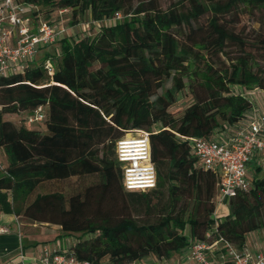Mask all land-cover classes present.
<instances>
[{
  "label": "trees",
  "instance_id": "obj_1",
  "mask_svg": "<svg viewBox=\"0 0 264 264\" xmlns=\"http://www.w3.org/2000/svg\"><path fill=\"white\" fill-rule=\"evenodd\" d=\"M21 1L50 22L66 8L100 26L64 36L40 61L0 78V212L60 225L71 237L66 253L87 264L163 263L218 237L243 250L246 235L264 229V174L255 168L252 187L215 217L218 177L200 167L189 138L245 117L253 103L234 87L264 90V65L250 48L264 53V37L250 42L231 26L239 10L264 9V0H176L165 9L157 0ZM185 89L190 103L173 110ZM38 106L42 129L27 125ZM21 113L25 121L11 120ZM140 131L157 184L129 191L116 141ZM139 211L142 218L132 214Z\"/></svg>",
  "mask_w": 264,
  "mask_h": 264
},
{
  "label": "built area",
  "instance_id": "obj_2",
  "mask_svg": "<svg viewBox=\"0 0 264 264\" xmlns=\"http://www.w3.org/2000/svg\"><path fill=\"white\" fill-rule=\"evenodd\" d=\"M66 10L59 9V17ZM37 11L36 6L21 0H0V78L22 72L35 60L39 49L65 36L67 27L62 21L50 22ZM119 18L121 14L116 13L113 18L104 22H114ZM87 24H96L98 28L100 26L99 21H90ZM45 69L49 76L53 74L49 61H46ZM254 90L264 92L257 88L241 92L250 99ZM44 114L45 108L38 106L27 118V123H41ZM189 141L200 167L218 177L216 206L227 203L238 192L249 190L253 185L255 168L259 174H264V113L259 112L254 105L238 123L226 126L210 138L190 137ZM115 150L125 190L145 191L156 187V168L151 159L147 132L124 135L116 141ZM213 228L216 230V224ZM205 236L210 237V231ZM218 244L222 245L223 250L217 261H213L209 254ZM58 250V247L44 245L36 261H27L24 253L20 252L14 260L6 264H87L66 253V248ZM227 258L233 264H264V252L238 250L221 237L211 243H193L180 261L183 264H224Z\"/></svg>",
  "mask_w": 264,
  "mask_h": 264
},
{
  "label": "crops",
  "instance_id": "obj_3",
  "mask_svg": "<svg viewBox=\"0 0 264 264\" xmlns=\"http://www.w3.org/2000/svg\"><path fill=\"white\" fill-rule=\"evenodd\" d=\"M253 104L259 112L264 113V92L253 91ZM4 159V154H1ZM254 174V173H253ZM228 213L227 203L219 204L215 207L214 214L217 217H222ZM6 229V230H1ZM26 232H31L30 236H26ZM61 234V227L57 224L47 222L34 221L24 216H18L13 213L6 214L0 212V264H6L14 260L20 252H23L27 261H36L42 247L38 248V238H62L60 245L57 241L50 243L49 247H58L59 249L67 248L70 243V236ZM57 244V245H56ZM219 248V247H218ZM217 246L210 252L212 256L219 257L220 251H216ZM243 250L256 253L264 252V229L250 232L246 235V242ZM187 250L182 255L175 258L177 264L181 263L180 259L186 254ZM173 260V259H172ZM179 260V261H178ZM170 260L166 261L169 262ZM163 262V263H166Z\"/></svg>",
  "mask_w": 264,
  "mask_h": 264
},
{
  "label": "rangeland",
  "instance_id": "obj_4",
  "mask_svg": "<svg viewBox=\"0 0 264 264\" xmlns=\"http://www.w3.org/2000/svg\"><path fill=\"white\" fill-rule=\"evenodd\" d=\"M139 0H132V4L133 7H135L138 4ZM158 5L162 8H168L171 5H173L176 0H157ZM243 8V7H242ZM229 17V16H227ZM206 16L203 17V20H205ZM234 20H236L234 23L231 24L232 28L239 33L242 37H244L246 40L250 41V42H254L256 43L257 41H259V38L264 37V9H258V8H253L251 11H249V9H247V7H245V9H241L237 12V16H234ZM58 19L60 21H62V23L67 27V31L65 36L66 37H70V39H77L80 36H82L84 34V30H87L90 34H95L98 30V26H96V24H91L88 26L87 22H90V17L88 15V13H86L83 16H78L74 19L71 18L70 13H65L62 14L61 17H58ZM74 21V23H73ZM58 45L57 44H52V45H48L46 47H43L41 49H39L38 53L35 56V60L36 62L40 61L41 58L43 57L44 53L46 51H52L57 49ZM253 50H255L256 53V57L259 60L260 65H264V62H262V60L260 59L262 54L261 53V49H256L254 46L250 47ZM261 54V55H260ZM170 83H167V86H169ZM253 88H249L248 90H252ZM188 90L185 89L180 95H179V99L177 101V103L172 107L173 110L177 111V110H182L186 105H188L190 103V99H188L187 97V92ZM234 91L235 92H241V88L240 87H234ZM250 100L253 102V98L250 97ZM254 105V104H253ZM25 114L21 113L18 115H14L11 118V120H13L14 122L18 123V122H23L25 121L24 119ZM27 125H31V126H35L38 128H43L44 125L42 123H38V124H29L27 123ZM47 188L51 187L49 185H46ZM166 192V191H165ZM115 207V206H114ZM134 216H136V218H142L143 217V213L142 212H136V213H132ZM215 217H217L215 215ZM31 232H26L25 235L26 236H30ZM65 238V237H63ZM62 238H38V248L42 247L43 245H50V243L57 241L58 245H60V240ZM42 245V246H41ZM57 245V244H56ZM209 258L213 261H217V257L212 256L211 254H209ZM179 261V260H178ZM178 262H176L175 259L170 260L169 262L166 263H161L157 260H154L152 258H148L146 260L143 261V264H177Z\"/></svg>",
  "mask_w": 264,
  "mask_h": 264
}]
</instances>
